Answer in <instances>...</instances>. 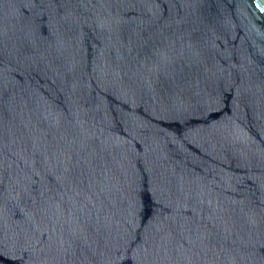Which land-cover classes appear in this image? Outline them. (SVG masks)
Returning a JSON list of instances; mask_svg holds the SVG:
<instances>
[{"label": "water", "instance_id": "water-1", "mask_svg": "<svg viewBox=\"0 0 264 264\" xmlns=\"http://www.w3.org/2000/svg\"><path fill=\"white\" fill-rule=\"evenodd\" d=\"M0 264H264V0H0Z\"/></svg>", "mask_w": 264, "mask_h": 264}, {"label": "snow or ice", "instance_id": "snow-or-ice-1", "mask_svg": "<svg viewBox=\"0 0 264 264\" xmlns=\"http://www.w3.org/2000/svg\"><path fill=\"white\" fill-rule=\"evenodd\" d=\"M260 5H257V7H259Z\"/></svg>", "mask_w": 264, "mask_h": 264}]
</instances>
